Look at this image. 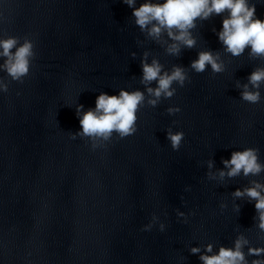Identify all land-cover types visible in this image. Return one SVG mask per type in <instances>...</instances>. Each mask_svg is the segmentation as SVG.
<instances>
[{
    "label": "clouds",
    "instance_id": "1",
    "mask_svg": "<svg viewBox=\"0 0 264 264\" xmlns=\"http://www.w3.org/2000/svg\"><path fill=\"white\" fill-rule=\"evenodd\" d=\"M132 8V16L135 23L143 30L146 26L149 28V35L159 37L162 30L174 41L182 42L185 46L191 47L194 40L190 38L189 29L194 27L196 18L206 19L212 14L227 13L222 19V30L217 34L218 39L225 46V50L233 56L239 55L247 46L251 54L264 56V19L254 18V7L248 5L247 0H163V2L152 3L146 0L139 7L133 8L135 0H122ZM173 29L176 32H173ZM17 44L13 38L0 40V57H4L5 63L2 66L4 70L13 79H17L27 73L28 57L31 55V44L25 42L18 47L14 53L10 52ZM170 53L178 51L176 44L169 47ZM216 57L210 53L203 52L198 55L196 61L192 63V68L197 72L203 71L205 64L211 66L215 72L221 71V65L216 62ZM161 67L156 61L149 64H142L143 82L157 81L155 89H147L154 97L159 98L163 93L165 96H171L168 91L172 81L182 82L184 75L182 70L176 68L169 74H160ZM264 80V70H257L249 76V82L253 87L258 86V82ZM247 86H245V89ZM242 98L249 102H256L257 93H250L245 90ZM143 100V95L139 91L128 93L121 91L118 96H108L101 94L95 100V107L83 113L79 117L81 132L87 136H107L116 131L122 136L134 131L135 112L138 105ZM155 104L156 100L149 101ZM82 107V106H80ZM79 111V108L77 109ZM168 138L175 148L182 138L181 133L169 135ZM225 168H228V176L237 175L243 171V174H256L261 170V165L257 163V158L253 150L243 152H234L229 160L222 161ZM211 166V165H209ZM221 177L225 175L220 172ZM257 189H260L259 191ZM264 188L255 185L252 188L245 189L242 193L239 190L234 193L235 196L247 195L255 199V209L259 212V227L264 229ZM241 243L237 241L235 249L221 248L218 254L211 256H201L203 264H243V254L240 252ZM207 251L211 252L209 246ZM193 253L199 250L193 248ZM253 250H250L252 252ZM261 251L257 249L254 254L259 255ZM261 264V262H255Z\"/></svg>",
    "mask_w": 264,
    "mask_h": 264
}]
</instances>
